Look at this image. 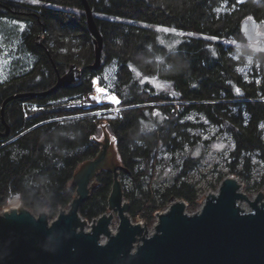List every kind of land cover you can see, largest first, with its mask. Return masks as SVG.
<instances>
[{
  "label": "trees",
  "instance_id": "trees-1",
  "mask_svg": "<svg viewBox=\"0 0 264 264\" xmlns=\"http://www.w3.org/2000/svg\"><path fill=\"white\" fill-rule=\"evenodd\" d=\"M86 2L102 37V65L52 94L7 102L0 208L13 197L38 213L46 200L48 219L54 218L74 198L73 177L96 158L105 134L121 166L127 213L148 227L154 213L174 199L195 210L199 193L216 189L227 175L238 178L248 194L264 191V49L246 43L239 29L244 18H252L264 34V0ZM84 11L80 0H0L1 41L13 25L20 51L33 58L28 70L12 60L10 73L0 80V108L13 94L49 89L72 63H92ZM111 69L113 81L107 84ZM93 78L119 99L117 113H95L111 106L89 99ZM3 127L0 118V133ZM210 129L229 146L223 168L204 188L188 173L201 156L186 149L201 146L204 153L209 139L202 138ZM111 172L97 174L78 208L83 218L107 212Z\"/></svg>",
  "mask_w": 264,
  "mask_h": 264
},
{
  "label": "water",
  "instance_id": "water-1",
  "mask_svg": "<svg viewBox=\"0 0 264 264\" xmlns=\"http://www.w3.org/2000/svg\"><path fill=\"white\" fill-rule=\"evenodd\" d=\"M86 16V25L93 39L94 60L88 66L73 64L60 75L55 84L40 92L16 93L1 102L0 118L5 128L1 137L9 136V125L4 117L7 102L29 97H43L58 89L80 81L86 69L98 71L102 65L103 41L86 0H80ZM248 44L258 43L264 34L258 32V23L244 18L239 26ZM42 43L38 42V46ZM48 53V52H47ZM104 141V142H103ZM101 153L108 146L107 164H117V155L109 138L100 141ZM101 153L85 163L74 181L76 197L66 208H59L51 220L49 206L37 214L23 205L18 210L0 211V264H264V194L260 191L252 200L241 194L238 178L227 175L219 183L216 194L205 193L201 210L186 214L182 199H174L167 209L157 214L153 233L148 227L133 222L128 215L117 169L108 198V209L92 219L90 231H85L86 220L78 208L93 186ZM90 184V186H89ZM245 200L249 210L240 206ZM116 213V232L109 235L108 226ZM107 237L105 244L100 237Z\"/></svg>",
  "mask_w": 264,
  "mask_h": 264
},
{
  "label": "rangeland",
  "instance_id": "rangeland-1",
  "mask_svg": "<svg viewBox=\"0 0 264 264\" xmlns=\"http://www.w3.org/2000/svg\"><path fill=\"white\" fill-rule=\"evenodd\" d=\"M11 26H9V28L7 27V29L5 30L6 34L8 33V36L5 37V40L1 41V39H0V45H2V47H3V50H0V80L5 79V77H7L8 74L10 73L11 68H12L11 64L13 63L12 60H16L18 62L17 66H18L19 70H28L30 68V65L33 63V58H31V56H29L28 54H24L23 52L20 51L19 46L17 44V40H15L16 38H14V36H13V34H14L13 33L14 28L13 27L14 26L13 25H11ZM257 30L259 33H262V31L259 30V26H258ZM253 45H254L255 49H258V50L264 49V42L263 41L255 43ZM52 65L55 67L54 63ZM78 66H83V65H78ZM108 71H109L108 76H107V74H105V76H104L105 83H107V84L111 83L113 81V79L111 77L113 76V73H114L113 69L108 70ZM58 74H60V73H58ZM94 81H95V83H94ZM153 83H155V82H153ZM156 85L162 86V84H156ZM90 87L92 88V92H91L89 99L94 100L97 103L99 102L98 103L99 105H102L105 103V104H108L111 106V109H106L103 111L95 112L96 114L112 115L111 113L114 114L120 110L118 108L119 103H113V102L109 101L110 99L109 100H101V98H103L102 93L99 92L98 89H97L98 91L95 92L96 87L105 89L104 86H100L98 78H93L91 80V86ZM107 94L112 95L109 93V91H107ZM112 96H114V95H112ZM94 97L96 99H94ZM33 107L34 106H32V108ZM208 132H209V134L207 133L202 138V140L209 139V144L206 145V147L204 149V153H203L201 146L196 147L192 151H190L189 148L186 149L187 152H190L192 157L197 158V157L201 156L200 157V163H199L198 167L192 171H189L188 173H189V176L191 177L193 182L198 183V185L202 184V187H204V188H206V186H208L207 184H209V182H211V183L214 182V180L217 178V174H218L217 170L223 168V160L225 158L226 150L228 149V146H229V142L226 140V137L220 136V134L218 133L217 130H215V129L211 130L210 129V131H208ZM167 171H169V170H166V172ZM239 183L242 184L243 194L248 196L249 198H252V196H254L257 193V192L256 193L251 192V194H248L245 191L244 184L240 181H239ZM74 187L77 188L76 185ZM216 189L209 188V187H208V189L206 188V191H202L199 193V199H203L205 197V193L216 192ZM260 192H262L264 194V191L260 190ZM76 195L77 194H76V189H75L74 198L76 197ZM13 202L15 204L20 203L16 200ZM188 213L191 214V212H188ZM35 214H37V213H35ZM113 216H114V220L112 223L114 225H117L118 219H117V215L115 212H113ZM135 221L138 222L137 220H135ZM135 221H133V222H135Z\"/></svg>",
  "mask_w": 264,
  "mask_h": 264
},
{
  "label": "built area",
  "instance_id": "built-area-1",
  "mask_svg": "<svg viewBox=\"0 0 264 264\" xmlns=\"http://www.w3.org/2000/svg\"><path fill=\"white\" fill-rule=\"evenodd\" d=\"M107 92V91H106ZM99 103V102H98ZM98 112V111H97ZM217 190V189H216ZM212 193H215V192H212ZM216 194V193H215ZM206 195V194H205ZM204 199H205V197L203 198V199H199V202H198V205L196 206V208H195V210H193V211H189L188 210V204H187V202L185 201V200H183L182 199V201L184 202V204H185V212H186V214H188V215H190V213H188V212H191V214H195V213H197V212H199L200 210H201V207H202V205H203V202H204ZM13 201H15V199L13 198V197H11V198H9V200L7 201V205L5 206V207H3V208H0V211H2V212H8V211H11V210H18L21 206H22V204L21 203H19V204H15ZM171 203V202H170ZM166 207H168V205L166 206ZM164 208L163 210H161V211H157V212H155L154 213V220H153V224H152V226H150V227H148V230H147V232H148V235L149 234H151V233H153V231H154V226H155V224H156V220H157V214L159 215V214H161L163 211H165V209H167V208ZM188 211V212H187ZM106 213V212H105ZM83 218V217H82ZM95 218H98V217H95ZM95 218H92V219H95ZM85 219V218H84ZM92 219L89 221V220H87V219H85L86 220V225H85V227H84V230L85 231H90V229H91V222H92ZM113 220H114V216H113V218H112V220H111V222H110V225L108 226V232H109V235H112V234H114L115 232H116V227H117V225H114L112 222H113ZM137 223H139V225H141V226H144V224H145V222L144 221H142V219L140 220V218H137ZM136 222V221H135ZM107 241V237H105V235L104 236H101L100 237V243L101 244H105V242Z\"/></svg>",
  "mask_w": 264,
  "mask_h": 264
},
{
  "label": "flooded vegetation",
  "instance_id": "flooded-vegetation-1",
  "mask_svg": "<svg viewBox=\"0 0 264 264\" xmlns=\"http://www.w3.org/2000/svg\"><path fill=\"white\" fill-rule=\"evenodd\" d=\"M104 136V140L106 139V138H108V136H106V134L105 135H103ZM104 142V141H103ZM104 143H102L101 144V146L103 145ZM105 145V144H104ZM106 149L101 153V150L102 149H100V152L98 153V155L101 153V155H102V157H101V159H100V163H99V170H98V172H97V174L100 172V171H102V170H104V169H106V170H111V171H113V169L114 168H117V167H119V162H118V160H117V164L116 165H113V166H111V167H109L108 166V164H107V154H108V146L107 147H105ZM97 155V156H98ZM96 156V157H97ZM85 167V164H83L79 169H78V171H77V173L74 175V177H73V183H74V181L78 178V176H80V174L79 173H81L82 172V169ZM118 172H120V169H117V174H118V179H119V173ZM111 173H113V172H111ZM97 174H96V176H97ZM96 176H95V178L94 179H92L91 181H90V184H91V186H93V185H95V181H96ZM113 178H114V176H113ZM120 180V179H119ZM90 184H89V186H90ZM93 188V187H92ZM92 190V189H91ZM90 190V191H91ZM102 215V214H101ZM100 216V215H99Z\"/></svg>",
  "mask_w": 264,
  "mask_h": 264
},
{
  "label": "bare ground",
  "instance_id": "bare-ground-1",
  "mask_svg": "<svg viewBox=\"0 0 264 264\" xmlns=\"http://www.w3.org/2000/svg\"><path fill=\"white\" fill-rule=\"evenodd\" d=\"M97 89H102L103 91H99V92H101L102 93V95H103V98H101V100H109V97L111 96V95H108L107 94V92L105 91V89H103V88H99V87H96V89H95V92L96 91H98ZM110 101V100H109ZM240 185H241V188H240V193L241 194H243V191H242V184L240 183ZM253 198H250V200H252ZM262 203H264V200L262 201ZM248 203L245 201V200H243V201H241L240 202V205H241V207L242 208H244L245 210H249V205H247Z\"/></svg>",
  "mask_w": 264,
  "mask_h": 264
},
{
  "label": "snow or ice",
  "instance_id": "snow-or-ice-1",
  "mask_svg": "<svg viewBox=\"0 0 264 264\" xmlns=\"http://www.w3.org/2000/svg\"><path fill=\"white\" fill-rule=\"evenodd\" d=\"M250 63H251V61H249ZM147 79H149V78H145V80H147ZM142 82H144V81H142ZM94 83H95V81H94ZM99 91H103L102 89H98ZM238 91V90H237ZM94 99H96L95 97H94ZM109 99H110V101L111 102H113V103H119V100L115 97V96H110L109 97Z\"/></svg>",
  "mask_w": 264,
  "mask_h": 264
}]
</instances>
